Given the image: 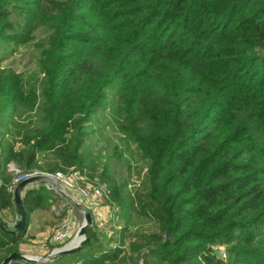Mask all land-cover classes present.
Returning a JSON list of instances; mask_svg holds the SVG:
<instances>
[{"label": "trees", "instance_id": "1", "mask_svg": "<svg viewBox=\"0 0 264 264\" xmlns=\"http://www.w3.org/2000/svg\"><path fill=\"white\" fill-rule=\"evenodd\" d=\"M0 39L32 43L43 74L39 95L0 67L1 209L14 205L9 163L24 172L83 164L85 125L115 87L120 127L150 161L141 211L148 205L161 225L130 251L143 264L147 254L223 264L224 248L229 264H264V0H0ZM32 116L40 124L19 143L5 139L2 125ZM43 151L60 159L41 162ZM109 184L123 200L112 176ZM51 194L43 183L26 189L27 213ZM98 230L78 251L38 264H121L122 247L94 256ZM0 233L1 264L22 235Z\"/></svg>", "mask_w": 264, "mask_h": 264}, {"label": "rangeland", "instance_id": "2", "mask_svg": "<svg viewBox=\"0 0 264 264\" xmlns=\"http://www.w3.org/2000/svg\"><path fill=\"white\" fill-rule=\"evenodd\" d=\"M37 54L38 50H36L32 43L15 47L14 43L0 39V67L12 69L16 71V74H22L27 87L36 86L40 95L42 93L43 74L38 67ZM116 95V88L110 87L106 102L85 125V131L88 135L85 137L84 145L79 152L84 157V162L81 166H69L67 163L61 162L59 165H55L56 168L53 171L41 169H35V171L55 173L57 171H68L79 168L86 173L90 182L103 181L106 183L111 191H109L108 198L101 200L100 203H95L100 211L98 213L99 218L94 221V225L104 233L100 234V237H96L97 241L91 247L92 253L95 254L94 256H98L110 247H122L126 249L124 253H121V264H143L140 254H133L130 251V241L132 239L134 241L142 235H155L159 233L161 225L157 214L148 205L146 212L141 211L142 205L147 201L149 193L148 169L150 161L143 156L136 142L122 131L119 124L122 117L116 109ZM38 124H40V121L36 116L17 118L15 121L2 125L1 133L8 142L19 143L18 140L21 137L22 130ZM73 134L72 132L69 134L67 141L72 139ZM47 157H50L49 159L53 161L60 159L56 155H50L49 152L43 151L41 162L45 161ZM20 171L24 172L21 169ZM110 176L120 187L121 193L124 191L122 193L123 197H121L123 200L120 202L115 200L113 196L114 193L109 184ZM53 188L54 192L59 196H63L59 189L60 186H54ZM116 196L118 195L116 194ZM59 203V201H56L55 204L57 206L53 208L60 210L58 208ZM129 203H134V206H137L141 212L134 213L132 214L133 216L131 212H126V205ZM107 208H110V210L102 213L101 209L106 210ZM77 211L80 224H82L85 220L84 213L79 209ZM110 211L111 213L113 212V218L108 222L107 226L98 225L99 223L97 222L106 218ZM75 235L74 233L64 245L72 243ZM97 235H99L98 232ZM221 256L223 264L231 262L230 253L224 248L221 251ZM74 259V257H71L67 261L69 264H74ZM155 259L153 256L147 254L146 264H165L157 262ZM192 264L202 263L195 261Z\"/></svg>", "mask_w": 264, "mask_h": 264}, {"label": "crops", "instance_id": "3", "mask_svg": "<svg viewBox=\"0 0 264 264\" xmlns=\"http://www.w3.org/2000/svg\"><path fill=\"white\" fill-rule=\"evenodd\" d=\"M9 170L11 169L9 168ZM37 186L38 184L33 183L30 184L26 189ZM68 194L70 195V197L74 199L77 198L75 200L82 202V204H84L91 211L94 217V221H96L99 218L98 213L100 209L97 208L93 200L85 199L84 197H81L78 193H75L73 191H68ZM56 201L60 202L58 205V208L60 210L53 208L54 206H57L55 204ZM77 208L78 207L72 202L70 198L65 197L64 195L58 196L55 194H51V198L49 199L48 203L45 206L38 207L28 211L25 231H22L23 234H20L22 232L16 234V235H22L18 243L20 252L32 257L45 256L49 254L56 247L53 241V231L56 225L62 222L61 220L63 221L67 220L68 222L71 223L72 232L70 238L75 233L76 235L73 238L72 243L73 244L78 243L77 241L74 240H76V238L78 237V231L83 223L80 224V220L77 215L78 214L77 210L79 208L78 209ZM108 210H110V208H107L106 210L101 209L102 213L107 212ZM61 213L62 215L59 216V214ZM18 219H19V214L15 201L12 207L3 208V209L0 208V220L3 221L4 223L13 225ZM97 232L99 234L98 237H100V234L104 233L100 229ZM0 235L2 234L0 233ZM132 241L133 239L130 242ZM71 257L73 256H66L62 258L63 264H69L67 260L68 259L70 260Z\"/></svg>", "mask_w": 264, "mask_h": 264}, {"label": "built area", "instance_id": "4", "mask_svg": "<svg viewBox=\"0 0 264 264\" xmlns=\"http://www.w3.org/2000/svg\"><path fill=\"white\" fill-rule=\"evenodd\" d=\"M9 168L15 172L12 184L9 187V190H15L16 186L23 181L24 179L31 177L37 174H47L51 179L60 186L61 189L66 191H73L78 193L81 197L85 199L93 200L94 203H100L101 200L108 198L109 187L106 183L99 182H90L86 173L80 169H70L69 171H57L55 173L51 172H39V171H27L21 172L14 163H9ZM47 188L54 189L52 184H45ZM62 195V194H61ZM113 213V212H112ZM109 215L99 220L97 223L103 227H106L108 222L113 218V214ZM72 232L71 223L67 220L62 221L56 225L53 231V241L56 247L53 250H58L61 248L67 240L70 239Z\"/></svg>", "mask_w": 264, "mask_h": 264}, {"label": "water", "instance_id": "5", "mask_svg": "<svg viewBox=\"0 0 264 264\" xmlns=\"http://www.w3.org/2000/svg\"><path fill=\"white\" fill-rule=\"evenodd\" d=\"M33 183L52 184L53 186H57V184L47 174L33 175L21 181L14 190V201L16 203V207L18 210L19 219L13 225L4 223L3 221L0 220V227L3 230L8 231L13 234H17L19 232L25 231L26 224H27V211L25 208L23 194L26 188L30 184H33ZM59 189L62 195L70 198L72 202L84 213L85 220L78 231L79 242L75 244L73 243L66 244L62 246L61 248H59L58 250H53L45 256H38V257L28 256L21 252L15 251V252H12L10 255H8L1 264H11L13 261H16V260H21V261H25L29 263H37V264L49 262V261L56 260L59 257H62L68 253L78 251L86 244V242L89 239L88 231L94 225L93 214L84 204L70 197V195L63 189L61 188ZM168 236L169 234L166 233V237Z\"/></svg>", "mask_w": 264, "mask_h": 264}, {"label": "bare ground", "instance_id": "6", "mask_svg": "<svg viewBox=\"0 0 264 264\" xmlns=\"http://www.w3.org/2000/svg\"><path fill=\"white\" fill-rule=\"evenodd\" d=\"M74 241H77V242H79V237H77V238H76V240H74Z\"/></svg>", "mask_w": 264, "mask_h": 264}]
</instances>
